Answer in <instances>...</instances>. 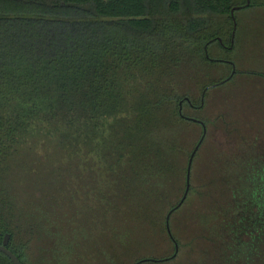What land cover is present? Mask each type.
<instances>
[{
    "label": "trees",
    "instance_id": "16d2710c",
    "mask_svg": "<svg viewBox=\"0 0 264 264\" xmlns=\"http://www.w3.org/2000/svg\"><path fill=\"white\" fill-rule=\"evenodd\" d=\"M151 1L0 0V243L9 234L7 248L21 264L101 261V253L89 249L95 242L80 244L75 257V218L63 207L64 220L50 219L43 211L45 196L50 204L60 194L102 200L109 221L119 213L128 220L138 208L134 188L155 176L150 157L160 168L156 175L175 177L184 193L186 168L179 169L162 135L180 125H197L203 133L205 122L184 113L203 106L181 93L174 80L149 72L199 58L220 62L205 52L217 41L205 36L211 25L206 16L229 15L234 5L156 0L168 17L158 19ZM238 133L244 153L217 154L210 178L197 188L190 175L187 197L170 215L173 241L165 217L178 203L163 216L165 188L155 192L161 207H141L143 219L150 218L154 232L170 244L169 257L174 243L180 247L171 217L195 203L211 224L194 228L187 251L200 246L201 254L214 255V264H264V138ZM205 137L206 132L200 146ZM110 228L114 233L115 226ZM168 258L155 260H177ZM130 259L126 264L141 257ZM0 264L13 263L0 253Z\"/></svg>",
    "mask_w": 264,
    "mask_h": 264
},
{
    "label": "rangeland",
    "instance_id": "374dc122",
    "mask_svg": "<svg viewBox=\"0 0 264 264\" xmlns=\"http://www.w3.org/2000/svg\"><path fill=\"white\" fill-rule=\"evenodd\" d=\"M245 3L246 0H233L234 7H241ZM151 7L158 19L168 18L156 5V0L151 1ZM206 18L211 25L206 28L205 36L208 39L212 37L217 39L216 42L210 43L206 52L210 58L220 62H204L199 58L190 63L187 61L181 62L178 66L166 65L161 70L153 69L149 72L157 78L167 77L174 80L178 83L181 93L192 99L196 106L199 102L201 104L204 87L208 88L214 83L229 79L234 74L229 82L206 91L202 109L184 111L191 119L204 121L206 124V137L190 173L191 185L195 188L210 178L208 174L210 165L217 154L235 156L245 152L246 146L239 139L238 132L240 135L250 136L251 140L264 138V0H249V7L236 10L235 28L229 15H210ZM218 40H222L224 46L229 49L223 48ZM161 58L164 59V54ZM201 133V128L197 125H180L164 131L162 135L164 144L179 169L186 168L188 153L192 152L200 140ZM150 164L149 171L155 176L146 177L145 181L134 188L137 194L136 199H133V205L138 208L132 210L128 220L124 214L119 213L116 220L109 221V211L102 200L93 198L86 201L81 199V196L72 198L65 194L61 197L60 194L59 197L54 196L56 203L50 204L49 197H43L47 199L43 211L50 219L64 220V212L61 210L63 207L64 211L68 210L65 212L67 216L69 213L74 216L75 257L81 250L80 244L89 246L86 242L96 243L89 249L101 253V261L97 264H124L123 260L126 264L131 261L130 258L136 256L155 260L168 258L172 254L171 246L165 237L154 232L155 230L148 224L150 218L143 219L141 207L158 205L155 192L159 187H163L168 193L163 204L165 208H161L165 216L169 207L178 203L183 194L178 190L179 180L174 179L175 177L169 180L168 178L172 177L167 176L166 170L165 175L164 173L156 175L160 168L152 157ZM166 201L170 203L166 205ZM194 204L187 206L186 203L171 217V229L180 246L175 255L177 260L173 263H158L156 260L141 264H214V255L201 254L200 246L195 252L185 249L191 235L197 232L194 228L199 223L211 224L210 217L204 213L202 207ZM90 205L95 208H89ZM111 224L115 226L114 233L110 232ZM57 235L62 238L64 232L60 231Z\"/></svg>",
    "mask_w": 264,
    "mask_h": 264
},
{
    "label": "water",
    "instance_id": "95a60500",
    "mask_svg": "<svg viewBox=\"0 0 264 264\" xmlns=\"http://www.w3.org/2000/svg\"><path fill=\"white\" fill-rule=\"evenodd\" d=\"M249 6V0H246V3L245 5L241 6V7H233L230 12H229V15H230V18L232 20V24H233V28H235V20H234V12L240 8H246ZM206 47L205 46V52H206ZM204 94V93H203ZM202 94V96H203ZM188 101V99H186ZM203 103V97L201 99V105ZM181 103H179L180 105ZM203 126V125H202ZM205 127L203 126V133H202V136L200 138V140L198 141V143L196 144V146L194 147V149L192 150L189 158H188V162H187V167H186V176H185V190H184V193L180 199V201L178 202V204L172 208L166 215L165 217V228H166V232L168 234V236L171 238V240L173 241V238H172V235H171V231H170V228H169V219H170V215L171 213L176 210L177 208H179L183 202L185 201L186 197H187V194H188V191H189V185H190V170H191V165H192V161H193V157L198 149V147L200 146L203 138H204V135H205ZM9 239H10V235L9 234H5L3 236V239L0 243V253L4 254L7 258H9V260L13 263V264H21L19 262V260L17 259V257L7 248V245H8V242H9ZM174 254L169 257L168 259H173L177 253V245L174 243ZM156 262V260H150V259H141L139 261H137L135 264H141L143 262Z\"/></svg>",
    "mask_w": 264,
    "mask_h": 264
},
{
    "label": "flooded vegetation",
    "instance_id": "af4514ba",
    "mask_svg": "<svg viewBox=\"0 0 264 264\" xmlns=\"http://www.w3.org/2000/svg\"><path fill=\"white\" fill-rule=\"evenodd\" d=\"M218 42L220 43V45L223 47V48H225V49H229V47H226V46H224V44H222L221 43V41L220 40H218ZM231 48V47H230ZM234 74H232V76H233ZM231 76V77H232ZM231 77L229 78V79H231ZM205 91L206 90H204V94H205ZM204 94H203V96H204ZM202 95H201V99H202V97H203ZM189 101H187V103H188ZM189 104V106L191 107V108H197L195 105H193V104H191V103H188ZM179 106H181V104L179 105Z\"/></svg>",
    "mask_w": 264,
    "mask_h": 264
}]
</instances>
